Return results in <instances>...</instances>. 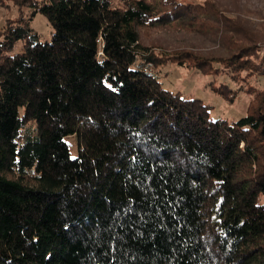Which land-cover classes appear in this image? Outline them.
<instances>
[{
	"label": "trees",
	"instance_id": "16d2710c",
	"mask_svg": "<svg viewBox=\"0 0 264 264\" xmlns=\"http://www.w3.org/2000/svg\"><path fill=\"white\" fill-rule=\"evenodd\" d=\"M14 2L29 11L0 31V264H264V85L248 81L264 33L218 0ZM146 26L210 28L225 54H165ZM214 60L229 102L251 95L233 122L151 73Z\"/></svg>",
	"mask_w": 264,
	"mask_h": 264
},
{
	"label": "rangeland",
	"instance_id": "374dc122",
	"mask_svg": "<svg viewBox=\"0 0 264 264\" xmlns=\"http://www.w3.org/2000/svg\"><path fill=\"white\" fill-rule=\"evenodd\" d=\"M201 1V0H196ZM222 7L229 12L230 17L236 18L237 23L258 33H264V0H218ZM232 12H231V11ZM29 11L27 5L17 4L14 0H0V31L7 19L15 18L18 13L25 14ZM31 26L39 34L42 42L50 40L52 28L43 14H35ZM212 27V26H211ZM140 40L144 44L160 47L165 54L181 55L187 52L203 57L222 56L225 51L214 30L198 32L182 29L176 26L144 27L139 28ZM22 42L17 41L8 54L20 51ZM157 49V48H155ZM158 50V49H157ZM159 51V50H158ZM184 53V55H182ZM209 72L199 67L179 66L176 62L157 64L151 73L161 82L162 86L172 92H178L184 98H197L209 106V113L213 119H224L233 122L245 114L251 95L241 91L234 100L229 102L223 93L234 89L236 84L230 81L228 75L221 74L223 66L218 61H213ZM217 67V68H215ZM218 69V70H217ZM210 71H212L210 73ZM256 87L264 85V75H253L248 79ZM214 88H220L221 92ZM71 154L76 152L73 136H67Z\"/></svg>",
	"mask_w": 264,
	"mask_h": 264
}]
</instances>
